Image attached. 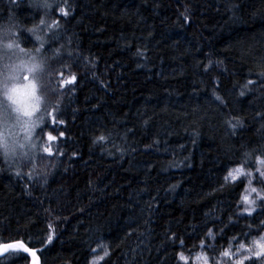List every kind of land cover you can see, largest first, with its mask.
<instances>
[{
    "label": "trees",
    "instance_id": "1",
    "mask_svg": "<svg viewBox=\"0 0 264 264\" xmlns=\"http://www.w3.org/2000/svg\"><path fill=\"white\" fill-rule=\"evenodd\" d=\"M29 4L0 0V25L33 27L43 12ZM67 4V17H45L61 27L40 32L59 49L54 57L45 45L52 76L40 89L42 108L56 109L55 130L45 124L54 154L19 168L0 157V243L23 241L42 264H87L100 242L109 252L99 264H190L180 254L201 249L219 264L264 229V203L242 212L246 181H224L245 153L251 171L264 157V0ZM29 41L22 32L21 45ZM59 72L76 83L61 86ZM255 185L264 194L259 175ZM0 264L30 257L12 251Z\"/></svg>",
    "mask_w": 264,
    "mask_h": 264
},
{
    "label": "snow or ice",
    "instance_id": "2",
    "mask_svg": "<svg viewBox=\"0 0 264 264\" xmlns=\"http://www.w3.org/2000/svg\"><path fill=\"white\" fill-rule=\"evenodd\" d=\"M15 2V0H13ZM29 6L37 11H42L43 16L38 18V23L33 27L22 29L17 31L18 25L13 19H9L8 24L0 25V157L11 167L16 161L24 159L34 160L36 155L40 152L47 153L52 156L53 149L49 144L40 143V139L34 140V135L44 138L47 142H54L57 140V136L52 135L51 132L46 131L42 127L46 120L53 126L55 130L56 109H52L50 112L47 107L41 111L42 97L38 93L41 87L46 81L51 80L52 72L50 70L48 61L49 57L44 54L45 45L49 46V51L53 53V56H59V49L51 47L49 40H45L40 34L41 30H45V35L48 32H52L54 29L61 27L59 20L48 21L45 19L50 12L55 9L63 17L69 15L70 6L65 0L64 4H60L59 0H30ZM187 18V17H185ZM23 33H30L31 37H34L32 48H25L21 45ZM58 37H50V40H55ZM38 42V46L35 44ZM63 47V45H61ZM71 55V53H69ZM61 86H67L69 84H75L77 77L75 74L70 73L69 76L64 77L63 72H59ZM262 81H264V72L260 73ZM252 80H248L240 91V95H245L244 89H248L249 85L254 84ZM45 95H47L45 93ZM213 95L220 104H225V100L213 92ZM39 113V115H37ZM264 118V113L260 114ZM233 120H226L225 122L233 129L242 126V121L233 118ZM59 124H63L64 121L60 120ZM40 129L37 133L36 130ZM64 133L60 132L59 136H63ZM106 138L104 135H100L96 138V141H104ZM63 154L62 152L60 153ZM245 159L240 162V166L228 170L224 176L225 183L235 182L240 176L245 178L250 177L252 174L246 172L244 165L248 163L250 153H245ZM256 162L259 165H264V157H257ZM35 170V165H33ZM259 172V179L264 184V171L257 169ZM20 175L19 169L16 172ZM31 177L32 172L27 173ZM46 175V173H45ZM248 183L251 184V179H248ZM223 187V185H222ZM255 188H251V192H256ZM242 201L249 205L244 211L251 216L254 212L256 201L250 199L248 195L241 197ZM257 199L264 203V196H260L257 193ZM51 229L52 225H48ZM211 236V232H209ZM247 235V234H245ZM53 239L52 234L46 237L47 243H51ZM173 241L175 238H172ZM183 244V241H180ZM237 253H232L230 250H226L222 255L232 258L233 255H237L238 258L235 264H264V235H258L250 240L248 245L242 242H238ZM12 251H21L31 256L32 264H39V257L37 256V250L28 247L24 242H8L0 243V254ZM95 251V250H94ZM104 255H108L105 247ZM103 259V257H101ZM181 260H186L183 254H180ZM203 259V264H209L207 256H197L196 260ZM93 264H97L94 260Z\"/></svg>",
    "mask_w": 264,
    "mask_h": 264
},
{
    "label": "rangeland",
    "instance_id": "3",
    "mask_svg": "<svg viewBox=\"0 0 264 264\" xmlns=\"http://www.w3.org/2000/svg\"><path fill=\"white\" fill-rule=\"evenodd\" d=\"M39 95H41V92L38 93ZM42 97V96H41ZM41 111H43V108H42V103H41ZM39 115V113L37 114ZM47 122V120H46ZM45 122V124H46ZM45 124L42 126L45 128ZM37 133L40 132V129L38 128L36 130ZM34 140H37V139H40V143L41 144H44V143H47L46 141V137L44 138H40L36 135H34L33 137ZM48 144V143H47ZM25 160V159H24ZM24 160H19V161H16V163L14 164L15 167H21L23 166V162ZM260 169L261 171H264V165H259L257 163V167H256V170H248L246 167H244L245 171L246 172H249L251 173L252 175L248 178H245L244 176H240L239 179H244L246 181V188H245V191H244V195H248L250 197V199L252 200H255L256 201V204H255V211L256 212L258 210V205L259 203L261 202V200L257 199V193H259L260 196H264L263 192L255 185V177L257 175H259V172L257 171V169ZM237 179V180H239ZM248 179H251V184L248 183ZM236 180V181H237ZM251 188H255L257 191L256 192H251ZM242 202V207H243V214H247L244 209L246 207H249V205H247L246 203H244L243 201ZM252 212V214L254 213ZM248 215V214H247ZM258 235H264V229L260 232V233H252V234H249L246 238H243L242 240H239V241H236L235 243H233L229 248H227L226 250H230L232 253H237L238 251V248H237V245H238V242H242L244 243L245 245H248L250 243V240L251 238L253 237H257ZM105 247L107 249V252H109V249H108V245L107 243L105 242H100L96 247H95V251H93L91 257L88 259L87 261V264H93V261L95 260L97 262V264H99L100 262H102L106 256L104 255V251H105ZM202 250V249H201ZM199 250L198 252L195 253V255L190 258V259H186L184 260L185 262H189L190 264H203V259L201 260H196V257L197 256H200V257H204V256H207L208 257V260H209V264H213V260L211 259V257L208 255L207 251L204 252V251H201ZM225 250V251H226ZM101 257H103V259H101ZM238 256L237 255H233L232 258L230 259L229 257L227 256H224V255H221L219 257V264H235V261L237 260ZM246 264H249V262H246Z\"/></svg>",
    "mask_w": 264,
    "mask_h": 264
},
{
    "label": "water",
    "instance_id": "4",
    "mask_svg": "<svg viewBox=\"0 0 264 264\" xmlns=\"http://www.w3.org/2000/svg\"><path fill=\"white\" fill-rule=\"evenodd\" d=\"M18 242H21V241H15V242H13V243H18ZM22 242H23V241H22ZM28 247H29V246H28ZM10 251H11V250H9L8 252H5V253H3V254H0V256H4V255L8 254ZM27 255H28V254H27ZM28 256L30 257V264H32V258H31L30 255H28ZM37 256L39 257V264H42L41 258H40V256L38 255V253H37Z\"/></svg>",
    "mask_w": 264,
    "mask_h": 264
}]
</instances>
